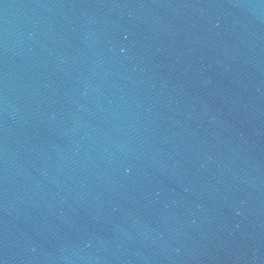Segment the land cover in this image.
I'll list each match as a JSON object with an SVG mask.
<instances>
[{"label":"water","instance_id":"95a60500","mask_svg":"<svg viewBox=\"0 0 264 264\" xmlns=\"http://www.w3.org/2000/svg\"><path fill=\"white\" fill-rule=\"evenodd\" d=\"M0 264H264L211 0H0Z\"/></svg>","mask_w":264,"mask_h":264}]
</instances>
